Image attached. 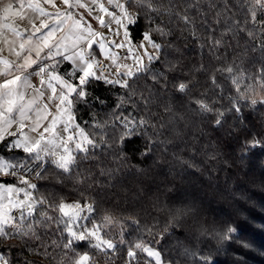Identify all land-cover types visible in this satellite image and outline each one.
Masks as SVG:
<instances>
[{"label":"trees","instance_id":"trees-1","mask_svg":"<svg viewBox=\"0 0 264 264\" xmlns=\"http://www.w3.org/2000/svg\"><path fill=\"white\" fill-rule=\"evenodd\" d=\"M152 2L160 7V14L150 13L149 23L143 17L145 9H139L142 16L132 33L139 41L150 27L160 25L170 32L163 38L153 33L157 42L167 45L161 61L154 62L168 80L167 91L158 93L152 105L156 127L120 144L121 128L114 113L120 112L116 104L125 93L119 87L93 84L90 104H78L76 117L91 137L107 141V146L101 144L87 160L78 158L72 174L48 165L42 178L30 179L38 186L35 195L49 201L64 197L68 202L79 199L80 193L94 197L97 221L110 213L123 225L125 245L137 238L157 241L154 246L172 264H200V257H210V264H264V147L246 143L253 137L264 143V101L257 99L253 105L242 98L227 74L217 73L222 92L212 88L208 79L211 71L229 64L243 69L245 75L264 65V28L249 22L245 29L248 0ZM185 15L191 24L181 19ZM214 40L220 44L214 46ZM68 67L65 64L60 70ZM177 78L190 79L195 85L187 96L172 87ZM145 84H151L150 76L137 82L138 87ZM248 84L253 85L248 96L264 93L253 79L241 81V92ZM205 92L216 110L224 112L220 126L215 124V113L200 114L189 104L190 97ZM164 106L171 111L165 112ZM0 154L23 157L21 152L10 153L1 147ZM78 176L88 179L78 184ZM0 181L17 179L8 176ZM227 226L236 232L223 240L219 234ZM37 229L41 241L0 236V252L11 264H58L61 260L69 264L72 253L62 248L66 234L61 235L55 225L38 224ZM41 242L48 246L49 255L30 250ZM83 250L90 251L96 264H125L126 247L107 257L76 247V251ZM140 264L147 261L141 258Z\"/></svg>","mask_w":264,"mask_h":264},{"label":"snow or ice","instance_id":"snow-or-ice-1","mask_svg":"<svg viewBox=\"0 0 264 264\" xmlns=\"http://www.w3.org/2000/svg\"><path fill=\"white\" fill-rule=\"evenodd\" d=\"M62 4L66 6L63 10L56 7L55 0H17L16 4L5 0L0 3V29H7L19 38L18 48L15 41H4L9 45V53L17 57L16 63L0 56V76L4 77L0 81V144H4L7 152L23 153L22 158L13 156L11 159L0 155V177L17 178L15 184L0 181V236L30 237L41 241L37 225H55L61 235L66 234L62 248L72 253L69 264H96L90 251H76V247L93 249L106 257L109 253H117L120 247H126L125 264H140L141 258L147 264H164L161 251L154 246L157 241L137 238L125 245L122 236L119 242L112 239L110 226L116 220L105 212L97 221L94 197H84L80 193V198L71 202L64 197L49 201L43 195H35L37 184L32 183L28 175L20 174L25 171L39 179L42 178L41 170L46 171L47 165L72 174L78 168V158L87 160L101 144L107 146V141L98 142L91 137L76 118L77 105L90 104L92 94L89 88L93 84L119 87L125 93L116 104L120 112L114 113L121 128L120 144L137 133H146L147 129L156 127L152 123L155 115L152 105L156 103L158 93L168 89L165 73L154 67V62L161 61L167 45L157 42L153 33L163 38L170 32L160 25L150 27L140 34L139 42L134 40L132 33L142 16L139 9H145L143 17L149 23L150 13L160 14V7L152 0H62ZM46 5L56 11L49 12ZM26 10L32 16V31L27 34L18 31L11 22ZM248 12L245 29L249 22L259 23L264 28V0H248ZM87 17L97 21L101 29H108L111 38L95 29ZM36 18L39 26L35 23ZM181 19L185 24L192 23L186 15ZM192 34L195 35L194 26ZM247 35L252 37L253 33L247 31ZM213 44H220V40H214ZM65 62L69 67L61 71ZM217 73L227 74L236 92L249 99L251 104L255 105L257 99L264 101V95L259 93L247 95L253 91L252 84L246 85L244 92L240 90L244 79H253L264 88V65L247 75L233 64L214 69L208 79L212 88L222 92ZM148 76L151 84L138 87L137 82ZM33 77L38 78V84L32 82ZM194 86L190 79L179 78L172 85L176 92L185 96ZM92 100L105 103L99 97H92ZM189 104L200 114L215 113V124H222L224 112L216 110L206 92L190 97ZM234 108L237 112L240 110L236 105ZM125 111L127 115L123 114ZM164 111L169 112L171 108L164 106ZM246 143L253 148L264 147L256 137ZM87 179V176H78L77 183L82 184ZM147 231L151 233V229ZM235 232L234 227L227 226L219 235L227 240ZM52 246H56V241H52ZM47 248L41 242L30 250L47 256ZM210 260V257H200V264H210ZM0 264H11V260L0 253ZM58 264H63V260Z\"/></svg>","mask_w":264,"mask_h":264},{"label":"rangeland","instance_id":"rangeland-1","mask_svg":"<svg viewBox=\"0 0 264 264\" xmlns=\"http://www.w3.org/2000/svg\"><path fill=\"white\" fill-rule=\"evenodd\" d=\"M2 2H5V0H2L1 3ZM12 2L14 4H16L13 0H12ZM105 2H106V0H105ZM55 4H56V7L60 8L61 10H63L66 7V6H64L62 4V0H55ZM46 8H47V10L49 12H55L56 11V9L53 8L51 5H46ZM80 11H84V10L80 9ZM88 19L90 20V22L92 23V26L95 29H97L98 31L104 32L105 35H107V36H109V38H111V34L109 33L108 29H106V28L105 29H101L98 23H95L89 17H88ZM31 20H32L31 13L26 10L25 13L22 16L14 17L11 22L17 28L18 31L27 34V32H31L32 31ZM35 23H36L37 26H39V19L38 18L35 19ZM113 28H115V24H113ZM5 39H7L9 41H15L16 42L15 43V47L18 48L19 38L13 36L12 33L9 32L7 29H0V49H3V51L0 52V56H3L4 58H7L9 61H11L13 63H16L17 62V57L14 54H10L9 53V45L4 42ZM116 39H119V37H116ZM136 42H139V41H136ZM121 52L123 54V50H121ZM97 55L99 57L98 53H97ZM105 62L108 63L107 61H105ZM128 62L131 63V61H128ZM65 64H68V63L65 62L61 66L65 65ZM3 79H4V77L0 76V81H2ZM32 82L38 84V78L37 77H33L32 78ZM258 93L260 95H264V93L261 92V91H259ZM85 131L88 132L86 129H85ZM7 139L10 140L11 137H9ZM5 142H7V140ZM0 147H1V150L5 149L4 148V144H0ZM13 156H15V154H13L12 156H9V157H6V156H4V157L8 158V159H11ZM3 178H6V177H3ZM3 182H5V181H3ZM31 182L34 183V181H31ZM5 183H13V184H15V183H17V181L16 182H5ZM18 186H20V185H18ZM110 235H111V238L114 239L117 242H119L121 240V236L123 237V235H124V229H123V225L121 224V222L120 223L116 222L114 225L110 226ZM162 257H163V255H162ZM164 264H172V263L164 260Z\"/></svg>","mask_w":264,"mask_h":264},{"label":"built area","instance_id":"built-area-1","mask_svg":"<svg viewBox=\"0 0 264 264\" xmlns=\"http://www.w3.org/2000/svg\"><path fill=\"white\" fill-rule=\"evenodd\" d=\"M106 64V63H105ZM29 165L33 168V169H35V165L30 161L29 162ZM48 167V165L46 166V168ZM43 172H44V170H41V175L43 174ZM21 175H28L29 176V179H37L36 177H35V175L34 174H28L27 172H25V171H22L21 173H20Z\"/></svg>","mask_w":264,"mask_h":264},{"label":"crops","instance_id":"crops-1","mask_svg":"<svg viewBox=\"0 0 264 264\" xmlns=\"http://www.w3.org/2000/svg\"><path fill=\"white\" fill-rule=\"evenodd\" d=\"M88 18V17H87ZM89 18H91L92 19V17H89ZM95 23H97V21H95L94 19H92ZM106 63V62H105ZM107 64V63H106ZM0 155H2V154H0ZM2 156H4V155H2ZM6 157H9V156H6ZM13 162H15V161H13Z\"/></svg>","mask_w":264,"mask_h":264}]
</instances>
